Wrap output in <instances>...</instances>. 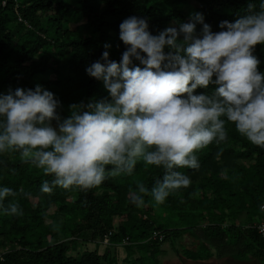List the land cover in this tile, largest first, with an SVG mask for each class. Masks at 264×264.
Returning a JSON list of instances; mask_svg holds the SVG:
<instances>
[{"label": "trees", "instance_id": "1", "mask_svg": "<svg viewBox=\"0 0 264 264\" xmlns=\"http://www.w3.org/2000/svg\"><path fill=\"white\" fill-rule=\"evenodd\" d=\"M2 2L0 93L17 87L34 89L39 84L62 102L66 117L68 105L108 95L103 83L90 78L85 70L101 58L105 43L111 45L110 59L120 61L125 46L119 39V25L127 17L145 18L149 31L156 35L200 12L205 23L219 31L220 21L234 22L250 0H18L19 15L34 30L18 21L15 0H7L6 6ZM251 2L257 3L258 10L259 0ZM179 4H185L188 13L176 9ZM200 29L197 25L198 32ZM254 55L264 73V45H257ZM213 90L214 86L197 89L196 94ZM226 129L225 142L197 153L198 170L181 169L191 179L188 188L173 192L163 205L146 196L141 208L130 203L129 189L135 190L137 182L151 189L154 178H162V169L140 161L131 177L108 179L87 192L57 187L47 195L40 193V185L51 177L21 163L16 153L0 154V187L32 193L31 199L17 197L23 216L0 212V248L8 247L0 251L4 253L0 264H120L108 247L104 253L77 252L79 241L85 246L96 243L110 231L113 245L125 237L131 239L133 244L124 248L143 256H135V262L148 257L158 264L163 243L148 239L154 231H161L166 234L164 243L171 238L182 240L185 235L198 239L196 248L185 250L189 261L206 262L218 254L236 261L253 257L264 264V239L249 227L264 221L260 210L264 204V148L248 142L234 125L226 124ZM218 151L222 155L217 159ZM165 214L181 221L198 219L201 224L198 228L170 227L160 222ZM59 216L64 217L63 222Z\"/></svg>", "mask_w": 264, "mask_h": 264}, {"label": "clouds", "instance_id": "2", "mask_svg": "<svg viewBox=\"0 0 264 264\" xmlns=\"http://www.w3.org/2000/svg\"><path fill=\"white\" fill-rule=\"evenodd\" d=\"M218 27L213 31L194 12L153 35L145 18L127 17L119 25L120 61L110 59L105 43L101 58L85 70L103 83L105 98L72 103L65 117L62 102L39 84L0 93V154L16 153L51 177L40 185L47 195L57 187L87 192L131 177L140 161L162 169L151 189L143 182L129 189L130 203L141 208L146 196L163 205L188 188L191 179L181 169L198 170L197 153L225 142L226 124L264 148V73L254 55L264 45V0L258 10L250 0L243 15ZM210 86V93L196 94ZM20 196L31 199L32 193L0 187V212L23 216Z\"/></svg>", "mask_w": 264, "mask_h": 264}, {"label": "rangeland", "instance_id": "3", "mask_svg": "<svg viewBox=\"0 0 264 264\" xmlns=\"http://www.w3.org/2000/svg\"><path fill=\"white\" fill-rule=\"evenodd\" d=\"M196 4L194 3L192 8H195ZM184 13H188L189 9L185 4H179L175 7ZM54 209L51 210L53 212ZM58 219L60 222H63L64 217L59 216ZM160 222L167 224L170 227H177V228H185V227H193L198 228L201 224V221L198 219L189 221H181L177 217H170L168 214H165L163 218L160 219ZM47 223H51V221H47ZM247 225V224H246ZM184 226V227H182ZM85 246L84 241H79L77 245V252L83 253L86 250H98L99 253H104L107 250V246H103L101 239L96 243H89ZM198 245V239L185 235L182 240H176L171 238V240L161 244V249L163 250L164 254H161L157 257L158 264H262L258 260L254 259L253 257L250 258L249 261L244 260L245 262H239L232 259L230 256L220 257L218 254H215V257L206 262H193L188 261L186 257L187 254L185 253L186 248L194 249ZM136 248V247H135ZM8 247L0 248V251H7ZM109 252L111 255L118 256L117 260L120 264H155L152 258H148L145 261H138L135 262V256L143 257L142 254L136 252V255L131 254L126 248L122 246H109ZM131 254V257L128 255ZM128 257V259H127ZM233 258H235L233 256ZM127 260V261H126Z\"/></svg>", "mask_w": 264, "mask_h": 264}, {"label": "built area", "instance_id": "4", "mask_svg": "<svg viewBox=\"0 0 264 264\" xmlns=\"http://www.w3.org/2000/svg\"><path fill=\"white\" fill-rule=\"evenodd\" d=\"M16 1V12L18 15V21L23 23L25 27L29 30H34V27L32 24H30L26 19H24L22 16L19 15V12L17 11L18 8V0ZM3 6H6L7 0H3L2 2ZM41 35V34H40ZM250 228H253L257 230L258 234L264 239V221L263 222H255L252 225H249ZM114 233L112 231L108 232L106 235H104L102 241V244L109 247V246H115L112 242V237ZM166 239V234L161 231H154L152 235L149 237L148 242L150 241H157L158 243H164ZM132 241L129 237H125L118 246L127 247L129 245H132ZM0 261H4V253H0Z\"/></svg>", "mask_w": 264, "mask_h": 264}, {"label": "flooded vegetation", "instance_id": "5", "mask_svg": "<svg viewBox=\"0 0 264 264\" xmlns=\"http://www.w3.org/2000/svg\"><path fill=\"white\" fill-rule=\"evenodd\" d=\"M236 261V260H235ZM239 262H245V261H239Z\"/></svg>", "mask_w": 264, "mask_h": 264}, {"label": "crops", "instance_id": "6", "mask_svg": "<svg viewBox=\"0 0 264 264\" xmlns=\"http://www.w3.org/2000/svg\"><path fill=\"white\" fill-rule=\"evenodd\" d=\"M189 261V260H188Z\"/></svg>", "mask_w": 264, "mask_h": 264}]
</instances>
